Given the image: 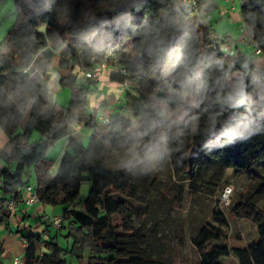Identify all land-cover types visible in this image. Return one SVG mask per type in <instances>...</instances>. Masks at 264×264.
Returning <instances> with one entry per match:
<instances>
[{
  "label": "trees",
  "instance_id": "16d2710c",
  "mask_svg": "<svg viewBox=\"0 0 264 264\" xmlns=\"http://www.w3.org/2000/svg\"><path fill=\"white\" fill-rule=\"evenodd\" d=\"M13 2L15 20L0 41V130L6 137L0 147V223L7 220L4 201H25L26 185L33 186L36 202L62 206V222L53 235L24 236V262L177 264L171 241L176 233L182 241L183 228L164 230L167 222L174 227L173 204L186 194L213 196L230 168L257 183L254 192L230 204L234 215L256 225V237L230 247L224 230L228 216L212 208V220L193 226L191 242L199 264H224L222 258L232 252L238 264H264V202L257 200L264 198V174L256 169L264 166V64L253 60L264 57V0H242L239 6L241 32L258 54L254 47L252 53L230 48L225 34L212 32L204 14L206 7L216 8L212 0ZM46 47L59 57L53 78L70 89L66 105L52 102L49 88L31 78L36 55ZM104 61L110 81L127 83L119 113L108 123L86 107L87 93L98 89L99 79L85 73ZM241 101L251 106L257 134L220 147L224 128L245 111L238 107ZM153 121L160 127L152 128ZM72 125L90 128L101 153L136 147L141 156L167 132L161 166L178 177L172 196L162 191L159 171L88 164L87 149ZM178 128L183 135L177 138ZM61 138L66 146L52 174L47 152ZM84 181L88 192L79 199Z\"/></svg>",
  "mask_w": 264,
  "mask_h": 264
},
{
  "label": "rangeland",
  "instance_id": "374dc122",
  "mask_svg": "<svg viewBox=\"0 0 264 264\" xmlns=\"http://www.w3.org/2000/svg\"><path fill=\"white\" fill-rule=\"evenodd\" d=\"M221 3L218 1L216 8L210 10L209 7L205 8L204 14L205 18L209 16V19L214 25H220L217 22V17L220 15ZM16 17L14 2L13 0H0V41L5 36L7 30L11 27ZM223 21H221L222 23ZM220 27V26H218ZM222 35V34H221ZM249 52L252 53L253 47L248 46ZM259 56V55H258ZM256 57V56H255ZM51 60V59H50ZM59 61V57L53 62L52 68L56 69ZM35 64V63H34ZM39 63H37L38 65ZM34 65L37 70H40L38 66ZM54 69H48L45 74V81L48 83L49 94L52 102H57L62 105H66L70 99V89L68 87L59 86L54 80L53 76L55 73ZM106 70L103 74H107ZM101 75L99 78V84L102 85L105 90L107 89V84L105 83L107 79L104 78V75ZM40 79V75L36 74L35 79ZM54 81V82H53ZM54 84L57 85L54 88ZM122 90V89H120ZM100 90H91L87 93L86 96V107L88 112L95 114L96 120L99 115H102L103 112L94 111V102L99 104L101 101L99 98L94 100V98L99 95ZM123 93V92H122ZM28 111L26 113L27 118ZM180 113L179 115H182ZM128 117H131L130 113L125 114ZM71 128L74 129V132L79 133L82 138V142L87 149L86 162L88 164H98L103 165L108 168H118L124 169V161L131 158L133 152L137 153L136 147L131 150L126 151H116L115 149L109 148L105 153H101L98 149L95 136L90 128L85 126L72 125ZM0 134L3 135V132L0 130ZM65 143V139H59L54 143L47 152L48 157L52 160L53 169H56L57 157L61 148ZM257 171L261 174H264V166L256 168ZM159 175L161 178V189L163 192L168 194L169 197L172 196V185L173 183L179 182L178 177L172 174L170 171L162 168L160 166ZM116 184L120 187L123 186V181L116 180ZM256 181L247 177L246 174H235L230 168H226L223 181L213 196L208 195H199V196H190L186 194L181 203L175 202L173 206L176 208L175 211L171 213L169 220L172 218L175 221L169 225L168 222L164 226V230L175 232L176 228L178 229L182 226V241L178 243L176 234L173 237L171 243L174 245V251H176L175 258L177 264H199V253L191 242V232L193 226L197 225L200 221L212 220L211 210L212 208L222 209L228 216V224L224 226V230L227 234V241L230 247H243L249 241L256 237V225L248 219L243 217H237L230 211V204L240 195L247 196L255 191ZM225 187H230L231 191L226 198L227 201L222 200V192ZM89 184L87 181H84L81 185L79 192V199H83L88 192ZM170 190L168 193V191ZM258 203L264 202V198H258ZM80 203H78L79 205ZM62 206H51L45 204V211L49 217H52L54 213H61ZM161 217V216H160ZM37 219L33 218L30 220V223L33 224ZM178 223V224H176ZM13 231L17 229V225L11 223ZM50 226V225H49ZM4 228V227H1ZM5 229V228H4ZM50 229L54 231L53 227L50 226ZM64 231V230H63ZM65 233V231L63 232ZM59 241L62 245H65L64 239L59 236ZM21 255V254H20ZM224 264H238L235 254L232 252L227 256L222 258Z\"/></svg>",
  "mask_w": 264,
  "mask_h": 264
},
{
  "label": "crops",
  "instance_id": "0c3cea01",
  "mask_svg": "<svg viewBox=\"0 0 264 264\" xmlns=\"http://www.w3.org/2000/svg\"><path fill=\"white\" fill-rule=\"evenodd\" d=\"M218 1L221 3L220 15H218L217 17V22H219L220 25L216 26L212 24V32L220 36L221 34H225L228 41V46L230 48L238 45L240 50L248 52V46L251 45V39L249 37H246L244 32H241L242 24L239 14V6L242 0H231L230 2H225L224 0H212L215 6L217 5ZM221 21L223 22L221 23ZM255 56L253 60L257 65L264 64V57L258 55ZM56 58L57 57L55 56L47 62L48 69H54L52 68V64ZM104 78L107 79L105 83L108 86L105 90V88H103L102 85L99 84L97 90H100V93L96 97H98L101 101L99 102V104H95L94 102V111L103 112V115L109 117L112 114L115 115L119 113L117 104L120 102V99H122L124 91L122 86H120L117 82L110 81L107 74L104 75ZM43 84H45L46 86L48 85V83L45 81V78L43 79ZM55 87L56 85L54 84V88ZM5 141L6 137L4 133L3 135L0 134V147L5 143ZM65 146L66 139L57 157L56 169L52 171L53 166H51L50 173L54 174L56 172ZM24 195L25 192L22 190V196ZM22 198L24 197H21V200L17 201V208L15 212L10 213L4 208L2 209V213L7 218V220L0 223V264H12L13 256L23 258L26 245L22 240L25 235L36 233L41 235L43 238H48L49 236L54 234V231L50 229V226H53L49 221L44 220V215H47L45 211V204H41L40 202L26 204ZM60 214V212L54 213L53 216ZM33 218H36L37 220L33 224H31L30 220ZM11 223L17 225V229H15L14 231L10 225ZM1 227H4L5 229ZM53 229L55 230L54 227Z\"/></svg>",
  "mask_w": 264,
  "mask_h": 264
},
{
  "label": "clouds",
  "instance_id": "9594fccd",
  "mask_svg": "<svg viewBox=\"0 0 264 264\" xmlns=\"http://www.w3.org/2000/svg\"><path fill=\"white\" fill-rule=\"evenodd\" d=\"M55 56L58 57L57 52L48 47L39 51L32 64L33 70L30 73L31 78L35 81L43 82L44 74L48 69L47 62ZM37 63L39 64L37 65ZM34 65L35 67L37 65L40 70H37ZM36 74L40 75V79H35ZM238 107H244L245 111L239 116V118L235 119L234 123H230L224 128V131L221 133V135L226 139L220 144V147H226L234 143L237 139L244 140L248 139L250 135L257 134L255 130L256 120L251 113L250 104L246 103L245 101H241ZM180 123L184 124L185 122L180 121ZM160 124V121H153L152 128L160 127ZM182 135L183 129L178 128L175 136L178 138ZM168 144L169 135L167 132H164L156 138L154 143L146 147V150L142 156L133 152L131 158L124 161V169L129 172L139 169L140 172L144 174L160 170L161 162L164 160Z\"/></svg>",
  "mask_w": 264,
  "mask_h": 264
},
{
  "label": "built area",
  "instance_id": "2783aa9c",
  "mask_svg": "<svg viewBox=\"0 0 264 264\" xmlns=\"http://www.w3.org/2000/svg\"><path fill=\"white\" fill-rule=\"evenodd\" d=\"M184 2L190 3V4H195V0H183ZM225 2H230L231 0H224ZM243 31V30H242ZM251 46L254 47L253 43H251ZM254 52L256 54H258L260 52V50L258 48L254 47ZM109 69V65L107 62H101L99 65L95 66L94 68L86 71L85 75L87 78H90L92 80L94 79H99L101 77V75ZM112 69L117 70V68L115 66H112ZM123 87L127 86V83H123L122 85ZM98 97H95L94 100H97ZM99 120L102 123H108L109 122V117L106 115H99ZM24 190L27 192V196L25 198V203L26 204H32L34 202L37 201V196L35 194L34 188L32 185H26L24 187ZM231 191L230 187H225L223 192H222V200H226V198L228 197L229 193ZM17 200L10 198L4 201L3 206L4 209L8 212H15L16 208H17ZM44 220L49 221L50 224L54 227V228H58L61 225L62 222V217L60 215H54L52 217H49L48 215H44ZM23 243L26 245L27 244V240L23 238ZM12 264H26L23 260V258H20L18 256H13L12 258Z\"/></svg>",
  "mask_w": 264,
  "mask_h": 264
}]
</instances>
